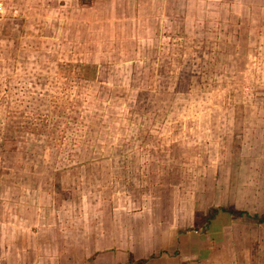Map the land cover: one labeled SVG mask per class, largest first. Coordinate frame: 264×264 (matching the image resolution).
<instances>
[{"label": "rangeland", "instance_id": "374dc122", "mask_svg": "<svg viewBox=\"0 0 264 264\" xmlns=\"http://www.w3.org/2000/svg\"><path fill=\"white\" fill-rule=\"evenodd\" d=\"M76 11L75 0H0V231L23 246L33 231L58 243L61 264H93L75 249L77 218L111 194L118 259L143 228L126 215L155 208L191 242L166 235L162 253L159 222L130 262L264 264V13L254 44L242 29L236 46L230 27L172 46L166 27L170 39L146 48L113 45L106 23ZM141 180L154 187L144 199Z\"/></svg>", "mask_w": 264, "mask_h": 264}, {"label": "crops", "instance_id": "0c3cea01", "mask_svg": "<svg viewBox=\"0 0 264 264\" xmlns=\"http://www.w3.org/2000/svg\"><path fill=\"white\" fill-rule=\"evenodd\" d=\"M75 1L79 22L85 25L88 23L84 21L85 18L87 20L90 18L88 16L93 15L99 19L98 22L101 24L106 23L103 28L108 29V36L113 40V45H127L130 43L142 47L146 46V48L159 45L157 42L160 43V40L162 45L164 40L170 39L171 36L164 35L165 31L161 33L162 29L166 27L172 29V46H183L181 39L185 38V34L190 35L199 31L213 33L214 30H221L225 33L230 27H233L236 31V41L233 42L236 46L245 44L244 41H240L242 38L240 31L242 29H248L249 33L256 34L253 41L254 44L260 37L259 26L253 27L252 25L255 22L260 25V17H254V13H264V0H92L91 3L86 2V4L81 6L78 5V0ZM80 15H82L81 20L83 22L80 20ZM195 40L196 38L193 39L191 35L190 41L192 44H197ZM220 44L223 45V43ZM139 183L141 185L133 188V190L136 193L142 192L143 194L140 197L144 199L154 187L141 189L143 181L141 180ZM173 191V188L172 191L168 190L166 195ZM126 195L130 196L127 192ZM107 196L109 198V195ZM109 199L104 203V206L100 203L98 209L95 207L97 204H95V211L92 212L91 216L88 214L80 219L77 218L76 229L78 231L74 241L75 249L91 253L94 256L93 264H135L129 260H143L142 257H135L139 251L134 243H140L143 238V234L138 233L145 227H156V223L159 222L160 224L163 223L164 230H170L169 234H164V238L168 235V241L175 237L174 243L178 241L184 243L183 240L187 244L191 242L189 233L186 231L174 232V234L171 232V229L176 227L173 225L176 220L173 214L164 217L158 214L160 217L156 219L157 210L153 208L149 209L153 214L126 215L128 218L126 217L124 220L125 224L138 223L143 228L140 227L139 232H136V229L132 230L134 236H131V240L128 241L125 250L126 255L120 256V259H118V253L114 249L116 242L113 238V233L117 231L115 224L117 222L116 211L118 209H116V203L113 202L111 194ZM128 199L132 201L131 197H126L121 202V211L124 210L125 213L130 211L129 208L132 204L129 203L131 201ZM211 208L219 209L226 214L229 213L222 210H235L234 207L224 209L212 206L209 209ZM33 235H35L33 231H30L28 235L23 236V239L29 242L28 246H23L19 241V234H14V231L11 233L9 231L5 233L0 231V264H61V258L59 257L61 253L57 252L58 243H55L56 246L52 243L48 245L45 239L37 243ZM52 235L57 236L58 234L55 232V235L53 233ZM165 241L160 246V250H163L162 253H169L167 248L172 242H168L166 238ZM187 253L190 257L191 248H189ZM149 254L150 256L154 254V250L152 252L149 251ZM67 261L69 262V260ZM159 262L161 263V260ZM175 262L176 260L174 264ZM156 263H148L144 260V264ZM64 264H67L65 260Z\"/></svg>", "mask_w": 264, "mask_h": 264}, {"label": "trees", "instance_id": "16d2710c", "mask_svg": "<svg viewBox=\"0 0 264 264\" xmlns=\"http://www.w3.org/2000/svg\"><path fill=\"white\" fill-rule=\"evenodd\" d=\"M219 209H210V216H212V215H214L215 213H216V211H218ZM222 211H225L226 212V210H222ZM219 212V211H218ZM228 212H229V214L232 216H237V213L236 212H234V210H228ZM227 212V213H228ZM259 222H264V217H262L260 220H259ZM138 264H141V262L140 263H138Z\"/></svg>", "mask_w": 264, "mask_h": 264}]
</instances>
